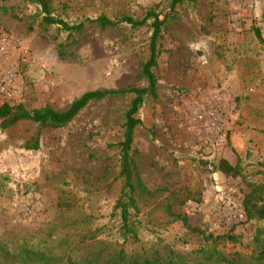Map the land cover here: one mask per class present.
Wrapping results in <instances>:
<instances>
[{
    "label": "rangeland",
    "instance_id": "rangeland-1",
    "mask_svg": "<svg viewBox=\"0 0 264 264\" xmlns=\"http://www.w3.org/2000/svg\"><path fill=\"white\" fill-rule=\"evenodd\" d=\"M46 1L50 16L68 24L100 15L140 20L149 10L165 16L156 96L137 111L141 125L129 151L138 241H122L113 210L124 186L117 143L133 97L126 95L88 103L55 130L30 122L2 129L0 120V245L9 253L24 243L49 264L104 247L146 254L166 246L195 259L201 236L192 230H199L237 237L218 248L240 264H264L252 258L262 249L254 239L264 248V220H247L243 209L250 193L264 205V0H196L171 12L166 0ZM41 17L34 4L0 0L7 42L0 83L10 76L14 90L3 105L60 111L89 91L144 86L148 26L87 25L68 33ZM37 133V149H25ZM219 160L240 175L220 171ZM5 263L37 264L0 256Z\"/></svg>",
    "mask_w": 264,
    "mask_h": 264
},
{
    "label": "trees",
    "instance_id": "trees-1",
    "mask_svg": "<svg viewBox=\"0 0 264 264\" xmlns=\"http://www.w3.org/2000/svg\"><path fill=\"white\" fill-rule=\"evenodd\" d=\"M24 2L34 4L39 8V14L42 15L41 21L43 25L54 27L57 26L64 32L73 33L80 31L84 26H95L98 28H116L119 26H128L133 29L149 27L150 38L147 51V58L140 67V79L144 82L142 88L127 87L117 90H102L94 92H86L74 99L63 110H51L48 107L25 111L20 105L10 107L7 105L0 106V120L2 129H7L15 126L20 122H30L34 124L38 130L63 127L73 120L74 116L82 110L88 103L102 101L107 97H117L132 95L126 111L123 114V134L122 140L117 143L118 165L120 168L119 175L124 181V186L118 199L115 202L113 210L116 211L119 221V232L123 242L137 243V229L134 217L138 214L136 207L135 194L139 189H136L134 184L135 164L130 157V145L133 140V133L136 128L141 125L140 120L136 117L137 111L142 106L144 101L156 96L157 79L154 75L153 68L156 64L158 55V41L161 37V32L164 26L165 16L160 18V15L152 10L140 19H132L130 17H121L118 19H110L100 15L95 19H83L76 24H68L61 19L51 17L48 9V1L46 0H23ZM196 0H166V9L171 12L175 6L182 3H194ZM39 133V132H38ZM28 142L25 149H37L38 135ZM218 169L229 177L235 178L240 175L238 167H232L224 160L218 161ZM60 205V203H59ZM68 207L67 205H65ZM243 209L247 220L257 219L264 220V205H257L252 201L251 193L246 195L243 200ZM169 215L173 220L180 221L185 228H188L186 218L174 214L169 211ZM194 234L201 236V244L193 253L195 259H189L181 253L175 252L168 247L153 249L151 252H134L125 251L122 248L114 249L112 247H104L103 249L89 255H85L78 261L67 262V264H240L234 259L229 258L222 250L218 248L220 244H233L237 237L233 235L223 234L221 236L206 235L203 231L192 230ZM258 246L262 249L252 256L255 261L263 262L264 248L258 238L254 239ZM20 244L17 248H11L9 253L5 245H0V256H20L21 260L32 261L37 264H49L50 260L42 253L35 251L32 253L26 247ZM31 254V256H29ZM239 257L238 255H234ZM7 264V263H5Z\"/></svg>",
    "mask_w": 264,
    "mask_h": 264
},
{
    "label": "built area",
    "instance_id": "built-area-1",
    "mask_svg": "<svg viewBox=\"0 0 264 264\" xmlns=\"http://www.w3.org/2000/svg\"><path fill=\"white\" fill-rule=\"evenodd\" d=\"M7 53V42L3 37H0V64L4 61ZM3 77V76H2ZM10 76L5 77L0 83V105L6 104L8 100L14 95V90L10 89Z\"/></svg>",
    "mask_w": 264,
    "mask_h": 264
}]
</instances>
